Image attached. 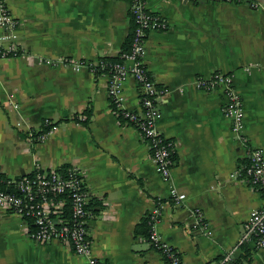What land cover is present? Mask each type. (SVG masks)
Returning a JSON list of instances; mask_svg holds the SVG:
<instances>
[{
    "label": "crops",
    "instance_id": "crops-1",
    "mask_svg": "<svg viewBox=\"0 0 264 264\" xmlns=\"http://www.w3.org/2000/svg\"><path fill=\"white\" fill-rule=\"evenodd\" d=\"M6 2L20 21V48L0 57L4 177L16 179L36 167H79L89 192L93 250L104 264H167L142 231L159 201L161 238L177 247L186 264H215L237 243L251 211L264 205V195L231 177L248 155L223 114V90H201L194 81L216 71L233 73L245 105L244 132L250 145L264 150V0H146L169 21V29L149 32L144 61L157 85L168 88L158 126L175 145L171 181L157 172L138 128L113 109L108 75L38 60H114L133 33L130 1ZM123 93L125 106L140 111L134 77L125 80ZM21 119L35 128L50 119L58 128L32 143L16 126ZM172 186L184 194L178 205L170 198ZM195 207L205 214L208 234L196 224ZM31 228V221L0 207V264H86L66 242L32 240ZM234 264H264V249L247 243Z\"/></svg>",
    "mask_w": 264,
    "mask_h": 264
},
{
    "label": "built area",
    "instance_id": "built-area-1",
    "mask_svg": "<svg viewBox=\"0 0 264 264\" xmlns=\"http://www.w3.org/2000/svg\"><path fill=\"white\" fill-rule=\"evenodd\" d=\"M129 1L135 27L130 49L123 51L119 59H78L62 56L40 57L38 60L52 66L64 65L76 71L88 69L94 74L108 75V94L113 109L121 119L138 128L151 146L157 172L165 181H171L175 145L158 126L161 115L160 101L168 92V88L157 85L144 61L149 32L169 29V21L160 13L152 11L146 0ZM19 25L20 21L13 15L6 0H0V57L17 55L20 48L17 35ZM130 76L134 77L139 85L140 111L130 109L124 104L123 84ZM194 85L205 91L223 90L226 97L222 107L223 114L231 120L233 134L246 147L248 155L247 162L232 172L231 177L245 180L253 189L264 195V150L250 145L244 132L245 105L235 85L234 74L216 71L208 77L198 76ZM9 101L13 108H20L14 93L9 94ZM87 118V115H82L80 120L86 121ZM16 126L27 131V137L32 143L44 142L58 128V124L50 119H46L38 128L24 119L17 121ZM170 198L178 205L184 201V194L172 186ZM0 207L31 221L29 237L32 240L39 243L63 241L71 245L77 255L84 257L86 264H104L93 250L88 228L92 216L89 209V192L79 167H36L20 179L5 178L0 169ZM162 215L163 202L159 201L148 216V240L152 247L163 255L167 264H186L177 247L163 240L158 232ZM193 215L199 229L208 234L210 226L202 209L195 207ZM247 243H252L256 249H264V205L251 211L237 243L215 264H234L236 253Z\"/></svg>",
    "mask_w": 264,
    "mask_h": 264
},
{
    "label": "trees",
    "instance_id": "trees-1",
    "mask_svg": "<svg viewBox=\"0 0 264 264\" xmlns=\"http://www.w3.org/2000/svg\"><path fill=\"white\" fill-rule=\"evenodd\" d=\"M131 22H132V29H134L135 22H134L132 14H131ZM131 36H132V34L127 39V42H126V44L124 46V51H129V49H130V44H131V40H132ZM119 58H120V56H118L117 58H114V60H117ZM56 123L58 124V122H56ZM142 226H143V229H144L142 231L146 234L147 237H149V235H150V226H149V223H148V218L144 219V221L142 223ZM137 232H140V230L137 231Z\"/></svg>",
    "mask_w": 264,
    "mask_h": 264
},
{
    "label": "water",
    "instance_id": "water-1",
    "mask_svg": "<svg viewBox=\"0 0 264 264\" xmlns=\"http://www.w3.org/2000/svg\"><path fill=\"white\" fill-rule=\"evenodd\" d=\"M24 174H22V175H19L16 179H20L22 176H23Z\"/></svg>",
    "mask_w": 264,
    "mask_h": 264
}]
</instances>
